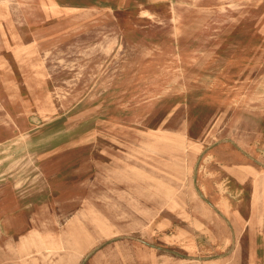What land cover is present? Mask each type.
<instances>
[{
  "label": "rangeland",
  "instance_id": "obj_1",
  "mask_svg": "<svg viewBox=\"0 0 264 264\" xmlns=\"http://www.w3.org/2000/svg\"><path fill=\"white\" fill-rule=\"evenodd\" d=\"M0 38V264H264V0H0Z\"/></svg>",
  "mask_w": 264,
  "mask_h": 264
},
{
  "label": "crops",
  "instance_id": "obj_2",
  "mask_svg": "<svg viewBox=\"0 0 264 264\" xmlns=\"http://www.w3.org/2000/svg\"><path fill=\"white\" fill-rule=\"evenodd\" d=\"M1 45H4L5 46L4 39H2V38H0V46Z\"/></svg>",
  "mask_w": 264,
  "mask_h": 264
},
{
  "label": "bare ground",
  "instance_id": "obj_3",
  "mask_svg": "<svg viewBox=\"0 0 264 264\" xmlns=\"http://www.w3.org/2000/svg\"><path fill=\"white\" fill-rule=\"evenodd\" d=\"M170 114V113H169Z\"/></svg>",
  "mask_w": 264,
  "mask_h": 264
}]
</instances>
